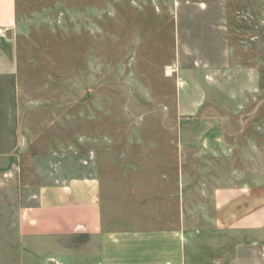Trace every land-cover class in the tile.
<instances>
[{
    "label": "rangeland",
    "instance_id": "rangeland-1",
    "mask_svg": "<svg viewBox=\"0 0 264 264\" xmlns=\"http://www.w3.org/2000/svg\"><path fill=\"white\" fill-rule=\"evenodd\" d=\"M19 4L0 44L1 226L45 184L95 176L111 229L181 226L191 264H264V0ZM258 201V233L218 227Z\"/></svg>",
    "mask_w": 264,
    "mask_h": 264
},
{
    "label": "crops",
    "instance_id": "crops-1",
    "mask_svg": "<svg viewBox=\"0 0 264 264\" xmlns=\"http://www.w3.org/2000/svg\"><path fill=\"white\" fill-rule=\"evenodd\" d=\"M21 1L0 0V44L17 24ZM5 57L0 53V61ZM0 145V154H5ZM102 194V182L95 176L61 178L42 186L35 202L14 215L12 233L0 224V264H191L194 238L184 227L111 229ZM258 203V209L244 208L234 220L220 211L218 227L230 228L232 223L241 233H258L263 218Z\"/></svg>",
    "mask_w": 264,
    "mask_h": 264
}]
</instances>
